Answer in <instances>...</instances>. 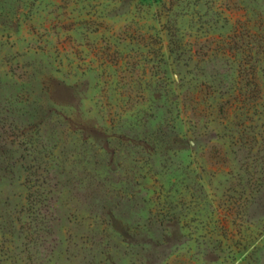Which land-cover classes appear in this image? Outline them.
Masks as SVG:
<instances>
[{"label": "rangeland", "instance_id": "obj_1", "mask_svg": "<svg viewBox=\"0 0 264 264\" xmlns=\"http://www.w3.org/2000/svg\"><path fill=\"white\" fill-rule=\"evenodd\" d=\"M0 264H264V0H0Z\"/></svg>", "mask_w": 264, "mask_h": 264}]
</instances>
